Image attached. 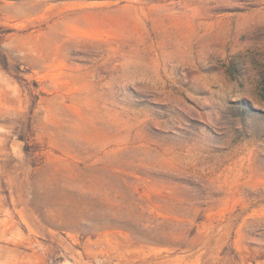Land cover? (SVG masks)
<instances>
[{
  "label": "rangeland",
  "instance_id": "rangeland-1",
  "mask_svg": "<svg viewBox=\"0 0 264 264\" xmlns=\"http://www.w3.org/2000/svg\"><path fill=\"white\" fill-rule=\"evenodd\" d=\"M0 264H264V0H0Z\"/></svg>",
  "mask_w": 264,
  "mask_h": 264
},
{
  "label": "trees",
  "instance_id": "trees-1",
  "mask_svg": "<svg viewBox=\"0 0 264 264\" xmlns=\"http://www.w3.org/2000/svg\"><path fill=\"white\" fill-rule=\"evenodd\" d=\"M5 56H2V58H1V63H2V67L5 69V67H6V60H5Z\"/></svg>",
  "mask_w": 264,
  "mask_h": 264
}]
</instances>
